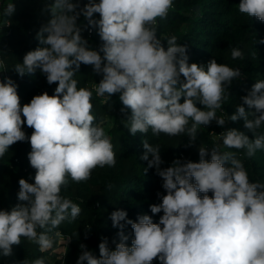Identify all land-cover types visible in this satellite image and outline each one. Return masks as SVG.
Wrapping results in <instances>:
<instances>
[{
  "label": "clouds",
  "instance_id": "9594fccd",
  "mask_svg": "<svg viewBox=\"0 0 264 264\" xmlns=\"http://www.w3.org/2000/svg\"><path fill=\"white\" fill-rule=\"evenodd\" d=\"M172 7L173 0H87L83 6L79 0H51L45 5L50 19L36 34L44 46L28 51L13 69L20 77L39 69L49 85L57 83L54 94L45 91L21 107L16 83L10 77L0 79V158L11 145L27 140L31 146L27 158L35 169L34 183L24 178L18 182L19 203L11 211L0 210V255L11 256L21 238L37 244L42 253L52 250L49 233L81 213L77 203L60 194L62 187L69 178L80 183L97 167L115 166L105 120L96 122L92 114L93 90L104 103L119 94L121 112L130 110L124 126L133 136L149 130L153 137L184 134L191 147L201 126L215 121L224 127L229 120H242L254 139L229 128L218 135L223 146L246 150L247 157L264 149V134L259 133L264 126V80L252 85L235 114L221 112L226 90L241 77L240 69L215 58L206 68L190 64L187 46L177 43L176 36L167 38L165 49L156 35L157 21L165 19ZM238 10L264 22V0H240ZM14 12L15 4L9 2L0 13V30L10 26V19L4 18ZM81 15L88 26L98 29L103 41L99 50L90 48L82 36ZM231 58L242 60L244 54L234 47ZM82 64L102 75L93 90L77 87L74 76ZM5 67L0 59V70ZM243 105L255 111H246ZM25 124L33 129L30 137L22 130ZM142 144L145 172L155 168L167 193H157L162 202L150 205L153 214L163 212L159 223L147 214L134 222L125 210L113 211L112 225L120 229L115 249L102 238L96 258L81 243L76 264H152L154 259L160 264H264V183L250 182L234 152L213 146L209 161L205 159L209 149L200 145L199 162L177 159L162 169L160 145L148 140ZM121 221L134 231L131 247ZM55 236L63 239L59 231ZM32 264L46 260L41 257Z\"/></svg>",
  "mask_w": 264,
  "mask_h": 264
},
{
  "label": "trees",
  "instance_id": "16d2710c",
  "mask_svg": "<svg viewBox=\"0 0 264 264\" xmlns=\"http://www.w3.org/2000/svg\"><path fill=\"white\" fill-rule=\"evenodd\" d=\"M51 0H21L15 3V12L7 19L11 21V34L0 36V59L5 62V69L0 70V79L10 77L18 86L17 93L20 98V106L30 102L35 95L47 92L50 96L54 94L57 83L49 85L46 77L36 70L34 74H25L20 77L15 71L16 63L23 62V56L30 50L43 47L36 39V34L42 25L50 19L45 5ZM76 2V0H74ZM98 3L99 0H96ZM81 6L87 0H79ZM240 0H173V9L165 19H159L157 26V38L167 48V38L177 37V43L187 46L189 63L204 65L215 58L217 63H223L232 68H239L241 77L233 80L231 86L226 90V99L223 101L221 112L231 116L235 114L238 106L243 104L242 97L248 94L252 85L258 80H264V22L255 17H248L238 10ZM94 19L99 20V14H94ZM78 25L83 29L82 36L87 40L90 48L99 50L103 44L98 29L88 26L87 20L81 15ZM93 31L90 36L89 32ZM239 48L244 54V59L233 60L231 48ZM103 56V53H101ZM74 78L78 81V88L93 90L94 84L102 79L101 74L93 71L91 66L81 65ZM107 95V94H105ZM96 95L93 90L91 103L92 114L96 122L105 120L108 134L111 137L113 150L115 152L116 164L114 167L105 166L95 168L87 181L76 183L71 181L62 187L61 195L71 199L81 208L80 215L71 222L64 221L53 232V249L40 252L39 246L21 238L19 245H14L11 256L0 255V264H32L38 258H45L46 264H76L81 254L80 244L83 243L96 258L100 257L99 243L102 238L108 239L109 248L114 250L115 240L119 242L118 227H113L110 219L111 213L116 210H125L127 219L137 221L139 215L147 214L152 217L154 223H159L163 212L153 214L150 205L159 204L161 196L166 195L163 189V180L156 174L155 168L148 169L147 161L140 159L144 152L142 142L148 140L151 144H159L161 158L164 161L161 168L172 166L174 160L199 162L198 149L200 145L209 149L205 159H211V149L218 146L221 152L232 151L236 158L240 159L248 172L250 182L264 183V149L258 150L254 156L247 157L246 150L227 149L222 140L214 138L212 133L219 135L229 128H235L245 132L250 139L253 134L243 127V121H228L224 127L218 126L213 121L208 126H201L198 130L194 146L187 147L189 138L184 135L168 136L161 134L153 137L151 131L148 133H137L132 135L124 126L125 120L130 116V110L122 113L123 107L119 100V94H113L107 101ZM183 103V97L181 98ZM246 111L248 109L243 105ZM204 110V106L197 104ZM218 111L217 116L222 113ZM22 119H25L22 116ZM252 119V116H249ZM22 130L27 136H31L33 129L26 124ZM264 134V126L259 130ZM214 134V135H215ZM31 151L30 143L16 142L11 145L4 157L0 158V210L11 211L19 203L17 194L19 192V180L24 178L29 183H34L35 169L30 166L28 153ZM226 167L229 165H225ZM194 183V180H193ZM112 187L109 188L108 186ZM203 196V193H200ZM208 195L211 197L212 192ZM124 234L129 237L127 245L131 247L134 231L131 225L125 221ZM163 227V226H161ZM42 231V230H38ZM61 232L67 247L63 258L56 259L54 252L61 244V238L55 236V232ZM86 264V262H85ZM152 264H160L154 259Z\"/></svg>",
  "mask_w": 264,
  "mask_h": 264
},
{
  "label": "built area",
  "instance_id": "2783aa9c",
  "mask_svg": "<svg viewBox=\"0 0 264 264\" xmlns=\"http://www.w3.org/2000/svg\"><path fill=\"white\" fill-rule=\"evenodd\" d=\"M21 0H0V13L3 12L4 8L7 6V4L9 2H13L14 4L17 2H20ZM173 9V7L169 10L168 14L170 13V11ZM4 19L8 20L7 17H5ZM159 25V21H157V26ZM11 34V24L10 26H5L2 28V30H0V36L3 35H10ZM90 36L93 35V31L89 32ZM5 77H7V73L4 72ZM205 127V126H204ZM215 133H212V135L214 136V138H218V135H214Z\"/></svg>",
  "mask_w": 264,
  "mask_h": 264
},
{
  "label": "rangeland",
  "instance_id": "374dc122",
  "mask_svg": "<svg viewBox=\"0 0 264 264\" xmlns=\"http://www.w3.org/2000/svg\"><path fill=\"white\" fill-rule=\"evenodd\" d=\"M106 127V126H105ZM109 127H106L107 131H108ZM61 244L60 246L56 249V251L54 252V255L56 257V259L61 260L63 258V255L65 253L66 247H67V243L64 239H61Z\"/></svg>",
  "mask_w": 264,
  "mask_h": 264
}]
</instances>
